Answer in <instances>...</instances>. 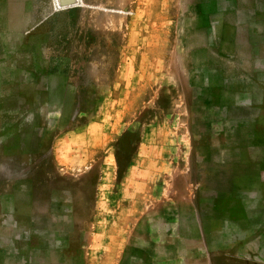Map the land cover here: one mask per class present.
Masks as SVG:
<instances>
[{
  "label": "rangeland",
  "instance_id": "rangeland-1",
  "mask_svg": "<svg viewBox=\"0 0 264 264\" xmlns=\"http://www.w3.org/2000/svg\"><path fill=\"white\" fill-rule=\"evenodd\" d=\"M0 119V264H264V0H0Z\"/></svg>",
  "mask_w": 264,
  "mask_h": 264
},
{
  "label": "crops",
  "instance_id": "crops-1",
  "mask_svg": "<svg viewBox=\"0 0 264 264\" xmlns=\"http://www.w3.org/2000/svg\"><path fill=\"white\" fill-rule=\"evenodd\" d=\"M4 122L6 124H4ZM4 122L0 119V165L2 164L3 156H7L9 158H13V156H15L14 152L22 148L20 142L23 139L22 136L23 132H20L21 129L17 125H13L14 124L13 121L11 122L4 121ZM3 124L6 126L4 127ZM35 149L42 150L44 149V147L43 145L40 146L39 143L38 146L34 147V150ZM39 248L42 250L44 249L43 243L32 244L30 246L29 253H18V254L9 253L10 259H6V260H14L18 256L19 260L34 261L36 260V258H30V257H32V255L36 253ZM39 260L47 261L46 258H42V257H40ZM2 261H4V259Z\"/></svg>",
  "mask_w": 264,
  "mask_h": 264
},
{
  "label": "water",
  "instance_id": "water-1",
  "mask_svg": "<svg viewBox=\"0 0 264 264\" xmlns=\"http://www.w3.org/2000/svg\"><path fill=\"white\" fill-rule=\"evenodd\" d=\"M75 0H61L62 5H70L74 3Z\"/></svg>",
  "mask_w": 264,
  "mask_h": 264
}]
</instances>
